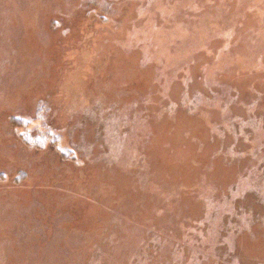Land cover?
Masks as SVG:
<instances>
[{"label": "rangeland", "instance_id": "obj_1", "mask_svg": "<svg viewBox=\"0 0 264 264\" xmlns=\"http://www.w3.org/2000/svg\"><path fill=\"white\" fill-rule=\"evenodd\" d=\"M0 264H264V0H0Z\"/></svg>", "mask_w": 264, "mask_h": 264}]
</instances>
